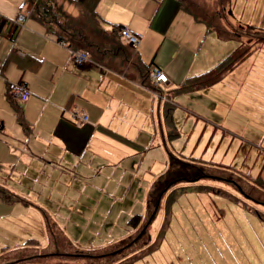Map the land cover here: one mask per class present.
Instances as JSON below:
<instances>
[{
	"label": "crops",
	"instance_id": "obj_1",
	"mask_svg": "<svg viewBox=\"0 0 264 264\" xmlns=\"http://www.w3.org/2000/svg\"><path fill=\"white\" fill-rule=\"evenodd\" d=\"M21 3L22 0H0V93L6 100L9 81H23L30 91L27 100L18 101L30 123L31 131L27 135L15 114L0 102V186L22 198L13 203L0 200V220L5 225L11 222L12 231L32 227L19 218L20 207L25 209L28 205L29 210L39 213L38 228L41 226L45 234L43 210L49 216L54 213L50 217L75 246L82 249L105 246L102 241L99 247L86 248L87 243L76 237V224L65 222L66 218L81 216L85 210L79 202L97 193L88 191L91 190L88 179L75 172L76 183L74 180L71 183L72 173L66 168L117 166L120 177L121 166H136L128 184L134 190L129 192L131 195L125 194L123 200L129 204L143 203L145 208L151 184L169 165V157L166 160L163 150L166 144L163 133L168 132L164 111L167 102L175 106L177 130L176 116L182 114L175 109L178 104L187 108L188 114L183 117L188 122V131L196 129L192 139L195 151L184 152L185 138L183 143H171L176 156L230 166L263 164L264 160L256 163V159L246 164V159L252 154L249 160H261L259 150L264 146L261 136L264 101L258 97L264 90L261 85L264 84V45L254 46L252 53L212 85L174 95V90L187 77L212 69L238 47L239 41L206 32L201 22L180 8L178 0H99L96 11L103 27L110 30L112 25H121L140 32L142 39L134 48L136 55L142 62L150 63L152 69L158 68L166 74L167 82L162 88L152 89L128 74L115 72L90 59L77 65L71 50L59 43L46 25L33 18L26 17L10 36L5 22H13L24 11ZM231 12L236 22L264 28V0H231ZM165 44L172 48L167 58H164ZM165 91L173 94L171 99ZM163 92L165 99L158 96ZM240 104H245L247 109H238ZM72 112L84 113L87 119L74 120ZM234 114L246 119L243 122L247 124L246 133H238L237 125L229 126ZM237 155L242 158H236ZM235 159L237 163L233 165ZM152 166L165 167L156 174L151 171ZM36 187L42 195L34 194L38 193ZM136 194L138 200L134 199ZM30 197L37 198L41 205L36 206ZM137 208V213L142 211V207ZM32 214L31 211L27 218ZM7 229L6 226V236L10 232ZM46 241L47 237L42 243L36 242L43 247Z\"/></svg>",
	"mask_w": 264,
	"mask_h": 264
},
{
	"label": "rangeland",
	"instance_id": "obj_2",
	"mask_svg": "<svg viewBox=\"0 0 264 264\" xmlns=\"http://www.w3.org/2000/svg\"><path fill=\"white\" fill-rule=\"evenodd\" d=\"M200 1L205 5V8L209 10L210 14L213 11H217L220 5L219 0ZM219 14L218 18L221 17ZM213 24H215V26L232 25L230 21L227 22L223 18L220 21L217 20ZM233 24L232 26L234 27L244 28L246 30V24H241L239 22H234ZM243 38H246V42L252 44L253 47L264 45V43H254V40L247 36ZM253 47L250 48L251 50L246 56L252 53V50H254ZM171 52V46L165 44L164 58L169 57ZM246 56H244V58ZM234 66H236V64H234L233 67ZM253 94L254 93H247V95ZM258 97L261 101H264L263 89ZM0 102L2 106L6 104L8 111L14 114L7 100L3 98L1 93ZM18 104L22 107L21 102H18ZM240 105L238 109H247L245 104ZM172 106L173 114L175 106ZM175 109L177 111L180 110L182 114L176 116L178 130L173 115V121L176 127L175 132L176 130L178 132L176 136L168 139L170 133H163L166 134V144L163 145V150H165L166 153V160L170 153L176 155L171 143H183L186 138L187 143L184 152L189 153L192 149H194V151L196 149L192 144L196 129L188 131V122H185V118L183 117V114H188V112L186 113L187 108L182 104H178ZM231 117L232 120L229 126L234 128L233 125H237V129L240 131L238 133L241 135L242 133H246L247 124L243 123L246 119L237 114ZM261 136H264V132ZM209 147L210 144L207 148ZM241 151H244L243 147ZM259 151L262 153L259 155L261 160L257 158L249 160L250 155H252L249 154L246 159V164H251L255 159L256 163H260L264 160V146ZM194 153L196 154V152ZM205 156L207 157V155ZM235 157L242 158L241 155ZM235 163H237L236 159L233 160L232 164L235 165ZM263 165L264 163L261 166ZM261 166L229 167L230 169L235 171L238 170L240 173L254 177L257 175ZM135 167L136 166H121L119 177L117 166H67V172L72 173L71 183L73 180L74 183H76V177H73L75 172L82 178L88 179L87 183L90 186L89 188H91V190L88 191L97 192L94 193L95 196L89 195L87 200L79 202L81 209L85 210V212L79 214L81 216L73 217L70 220L66 218L67 221H65L67 223L71 221L76 224L78 227L75 230L76 237L78 241L81 239V241H85L83 243H87L88 247L86 248L99 247L102 245L101 242L103 241L105 245L107 244L105 250H111L115 248L119 242L133 237L135 235L133 233L139 228L141 222L143 223L146 219V209L143 208V203L129 204L123 200L125 194L131 195L134 190V187L131 186V188H129L128 184L131 182L132 170ZM164 167L165 166H160V168H157V166H152L151 171L157 174L163 170ZM239 181V184L243 183V181ZM68 187L66 190H68ZM175 187L178 188L174 191L173 197L168 200L169 204L166 203V201L164 202L163 199L161 200L160 208L150 221L147 231L145 232L148 241L141 247L142 249H140L141 243H134L132 245L135 248L134 250H126L127 253H125V256L128 254H135L133 261L128 262V264H264L263 205H256L248 198L242 196L230 183L228 184L227 182L217 179L203 178L193 182L182 181L176 184ZM34 190L38 192H35V195H42L38 187L34 188ZM130 191L131 193H129ZM231 194L236 195L237 200H234ZM138 196L139 195L136 194L134 199L138 200ZM96 199L97 201H93ZM30 201L37 203L35 204L36 206L40 204L35 197H30ZM73 205L74 204H71V206ZM137 207H142V211L137 213ZM28 208L31 207L28 205H26L25 209L20 207L19 218H21L22 222L24 218V220L32 226L30 228L26 226V229H15V231H12L14 229L11 227V222L8 221L5 225L3 221L0 220V226L3 225L2 228H0V247L2 244L5 245L6 243H8L7 245L9 246H13L21 242H28L29 238H33L38 243H42L45 240V232L41 226L38 228V224H40L39 221L41 220L39 213L35 210H29ZM31 211L34 212V215L32 214L29 219L27 217L31 214ZM61 214L62 212L60 215ZM53 215L54 213L50 214V216ZM135 215H139L138 218L140 223L131 227L128 221ZM38 218H40V220ZM61 222L64 221L61 220ZM6 226L8 227L7 230L10 231L8 236H6L5 233ZM110 234L115 236H111ZM75 250L76 249H73L71 251ZM118 253H114L109 255L110 257L105 258L110 261L112 259L111 256L116 257ZM84 260L85 259L81 258L67 260L52 258L45 260L44 263L58 264L59 261H62L64 263L60 264H86ZM112 263L113 262H110V264Z\"/></svg>",
	"mask_w": 264,
	"mask_h": 264
},
{
	"label": "trees",
	"instance_id": "obj_3",
	"mask_svg": "<svg viewBox=\"0 0 264 264\" xmlns=\"http://www.w3.org/2000/svg\"><path fill=\"white\" fill-rule=\"evenodd\" d=\"M99 0H22L21 7L28 10V17L33 18L43 25H46L55 36L58 42H62L72 51L84 50L91 61L118 73H125L132 79L141 82L143 85L159 89L151 78V65L141 61L136 50L131 47L120 35L121 25H112L110 30L103 27V22L96 11ZM180 8L189 13L194 20L205 26L206 32H214L221 39H234L239 45L218 64L209 71L187 77L174 90L177 93H185L212 85L228 72L234 64L239 62L253 47L247 43L249 37L254 43H264V28L247 25L245 28L234 27V17L231 12V0H219V8L211 14L200 0H178ZM226 4V6H225ZM217 6V5H216ZM220 13V14H219ZM218 14L221 16L218 18ZM210 15V16H209ZM229 17V19H228ZM230 21L232 25L215 26L217 20ZM7 31L10 36L17 28L13 27L11 21H6ZM242 27V26H241ZM167 95V94H166ZM173 94L169 92L167 98L171 99ZM6 100L15 114L16 121L22 131L27 135L31 131L30 123L24 117L21 106L7 92ZM173 106L170 102L165 104L166 128L170 133L168 139L178 133L175 132V123L172 114ZM264 163V162H263ZM230 165L214 163L201 158L185 159L169 154V165L160 173L151 184L145 200L146 216L144 222L139 225L133 237L123 240L111 249L105 250L106 245L97 249H82L75 246L60 226L43 210L42 220L45 225L47 241L43 247H39L35 240L24 242L23 245L4 246L0 250V264H45V260L52 258L60 259H85L86 264H128L133 261L135 254L125 256L126 250L135 248L134 243H141V247L148 241L145 236L148 225L160 208V202L169 204V201L178 188L176 184L182 181H196L203 178L217 179L230 183L242 196L248 198L256 205L264 206V165L258 170L257 175L250 177L240 173L238 170L230 169ZM239 180L243 181L239 184ZM172 189V190H171ZM234 200L237 196L231 194ZM22 199L16 193L0 186V200L13 203ZM139 215L130 218V226H136L139 222ZM75 251H71L73 249ZM119 252V253H118ZM109 261L105 257H110ZM64 263L59 261L58 264Z\"/></svg>",
	"mask_w": 264,
	"mask_h": 264
},
{
	"label": "built area",
	"instance_id": "obj_4",
	"mask_svg": "<svg viewBox=\"0 0 264 264\" xmlns=\"http://www.w3.org/2000/svg\"><path fill=\"white\" fill-rule=\"evenodd\" d=\"M28 16V11H21L17 14L15 20L12 22V26L16 27L17 29L23 25V22L25 18ZM119 32L121 37L133 48H136L141 39L142 34L138 31H135L127 26H120ZM63 44L62 42H59ZM72 55L74 58V61L77 65H82L83 63L87 62L89 60L88 54L84 50H77L72 51ZM151 77L153 79L154 84L157 87L162 88V85H164L167 82V76L164 74L161 70L158 68H153L151 71ZM7 92L8 94L17 101H25L30 96V91L27 87V85L23 81H9L7 83ZM162 99H165L164 92L160 93L158 95ZM71 118L74 120H86L87 115L84 113H77L72 112Z\"/></svg>",
	"mask_w": 264,
	"mask_h": 264
},
{
	"label": "bare ground",
	"instance_id": "obj_5",
	"mask_svg": "<svg viewBox=\"0 0 264 264\" xmlns=\"http://www.w3.org/2000/svg\"><path fill=\"white\" fill-rule=\"evenodd\" d=\"M152 78V77H151ZM154 83V82H153ZM155 85V84H154ZM156 86V85H155ZM15 100V99H14ZM17 101V100H16Z\"/></svg>",
	"mask_w": 264,
	"mask_h": 264
}]
</instances>
